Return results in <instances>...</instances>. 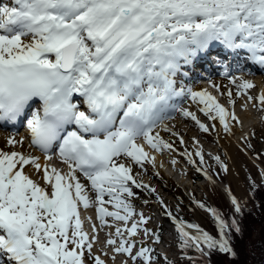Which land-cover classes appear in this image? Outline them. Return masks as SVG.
<instances>
[{"label": "snow or ice", "instance_id": "6c2138e0", "mask_svg": "<svg viewBox=\"0 0 264 264\" xmlns=\"http://www.w3.org/2000/svg\"><path fill=\"white\" fill-rule=\"evenodd\" d=\"M217 44L228 51L245 50L264 67V0L0 4V124L23 122L29 149L44 156L41 163L34 151L23 150V136L5 138L13 150L0 149V252L14 264H87L89 259L106 264L93 252L101 229L87 217L92 221L90 236L81 218V209L94 207L101 226L113 227L106 217L123 222L108 233L106 244L114 253L127 254L133 264H155L154 250L133 237L141 227L155 242L160 236L145 226L150 218L136 213L132 201L139 195L134 189H156L137 179L133 166L146 171L145 163L155 167L153 153L173 149L157 129L163 126L171 132L164 121L176 111L210 131L194 113L178 108L177 98H199L204 105L200 110L210 120L218 119L225 130L229 120L240 123L206 91L178 86L183 66L210 54ZM225 74L233 84L242 80L238 87H254L227 69ZM226 94L234 104L231 90ZM255 99L264 105V94ZM18 146L21 150H15ZM53 154L66 170L50 163ZM183 154L197 163L192 153ZM194 155L203 165V151ZM213 159L224 173L229 171L219 155ZM200 165L197 171L212 181ZM228 192L235 213L242 214L240 200L230 188ZM157 199L175 223L185 255L191 249L201 257L213 252L236 256L230 233L242 229L235 216L225 219L217 209L195 201L214 217L217 237L179 219L162 198ZM137 243L141 246L133 253Z\"/></svg>", "mask_w": 264, "mask_h": 264}, {"label": "rangeland", "instance_id": "374dc122", "mask_svg": "<svg viewBox=\"0 0 264 264\" xmlns=\"http://www.w3.org/2000/svg\"><path fill=\"white\" fill-rule=\"evenodd\" d=\"M0 4H9V6H11L12 3H9V0H0ZM229 74L233 76L236 74V72H229ZM223 75L225 78L229 79L228 75ZM260 76L261 75L245 76V79L243 80L253 82L254 87L247 89V91L244 89V91L242 90V92H240V97L238 95L241 102L245 100L244 102L246 103L248 110L253 112V117L256 119L254 122L255 124L250 128L248 133L242 132L243 134L241 133L240 135L231 134V136L234 138L235 148L239 155V160L237 159L238 162L236 165L232 163L233 165L231 166L229 157L227 156L223 147L219 145L216 135L214 134V128L212 127V120H210L204 112L194 105L188 96H184L183 99L177 102L178 108L188 109L190 112L194 113L197 119L205 124L210 129V131H202L199 125L196 124V122L193 121L191 117H183L180 111L172 113L171 115L173 118L171 120L164 121V123L167 124L171 129V132H167L176 138L177 144L183 148L184 152L188 153V151L185 150V144H190L194 149V153L198 149L203 151L205 161L204 164L200 165L199 157L196 156H194V159L197 163H191L187 155H180V151L173 147L171 150L164 149L162 152L153 153L156 156L155 167H153V165L150 163H145L147 164L146 167L149 169V173L147 171L141 170L138 166H133V173L138 174L137 179L143 180L145 184H148L152 188L156 189L155 193H150L149 191L142 189H134V191L138 192L139 195L138 198L132 201L136 213H143L145 217L150 218L145 225L147 228L151 229L152 232H155L157 226L159 224L161 225L158 234L162 242L157 247L155 246L152 248L154 250L153 255L155 258V264H184L179 260L177 237H175L173 233V229L176 230V225L164 214V206L161 205L160 200L157 199V196L163 199L164 205H167V207L171 209L174 215H176L179 219L189 215V217L199 224L201 228L204 227L205 229H209L211 225L215 224V219L212 214L206 210V208L199 207L195 201L202 202L207 207L211 208H214L213 206L216 202V199H221L222 201L225 200L228 204L232 205L228 192V189L230 188L231 194L235 195L237 199L240 200L241 204L252 207L249 194L250 189L256 185H263L264 179L261 177V170L250 160L239 141L245 143L250 153L264 166V108L259 107L256 104L257 99L255 98L258 95L254 97L251 95L254 98V107L250 106L249 99H247L249 92L253 94L255 93V89L258 87L257 80L260 79ZM179 79L182 82H179L180 84L178 85H182L184 80L181 77H179ZM186 82L187 81L185 80V83ZM242 83V80L236 81L237 86L241 85ZM203 84L205 90H207L210 95L215 97V99L222 106L228 108L229 102L225 98V94L222 95L216 91V88H213L214 86H212L211 83L207 84V82H204ZM189 88L185 89L187 90ZM222 93H224V91ZM243 106L245 105L243 103L239 104L238 101H236V103L233 105L237 113L241 111ZM22 132L23 130L17 129L14 130L13 133L15 135H20ZM172 133H178L179 135H173ZM222 133L223 135H228L229 129L225 130V127H223ZM194 137L195 139H193ZM181 138H183V144L180 142ZM156 154L159 155L158 157L160 160H157ZM216 155H219L221 160L228 165L229 171L227 173H224L220 169L217 162L213 159V157ZM173 161H175L174 164ZM50 163L55 164L57 168L66 170L64 168L65 166L61 164L59 158L55 154H53V159L50 161ZM197 165H200V167L204 169L205 166L208 167L213 175L212 181H210L203 174V172L197 171ZM150 170L153 172H150ZM157 172L159 175H156ZM164 176L167 177L170 182L176 185L177 191L179 190L178 192L170 191L163 187L162 180L165 179ZM189 179H193V182L191 183V180ZM84 182L87 183V181ZM41 183L43 182L41 181ZM105 199H107V197ZM145 201H147V203H145ZM106 206L111 210V205ZM81 212V214H83V212H87L85 219H82L86 221V224L84 222L86 227L83 226L85 227L84 230L87 231L90 236L93 234L92 221L96 220L95 223L97 228L101 229L98 233V242L94 244L93 252L101 255V258H104L102 259L106 261V264H114L113 261L121 263H123V261L128 262L127 257H124L125 254L114 253L112 251V247L106 244L108 233L110 231L114 233V225L122 226L123 222L115 221L111 217H106V220L113 224L112 228H107L101 226L99 220L96 219L94 207L89 208L87 211L81 209ZM89 216H94L95 220L92 219V221L89 222L87 219ZM152 237L153 236L151 233L147 237L144 236L143 227H141L140 234L136 237H133V239L137 240L138 242L143 241L145 245L152 247ZM114 238L117 239V242H119L118 237ZM166 238H171L173 245L167 243ZM140 246V243H137L136 248L133 249V253H135V251L138 250ZM161 252H165V255H162ZM103 253H107V255L105 256ZM2 254L0 255V258L3 260L5 258L4 256L2 257ZM112 254H115V256L113 255V257H115L114 259L111 256ZM4 263L10 264L11 261H5L0 264ZM87 264H92V261L89 259ZM129 264H133V262ZM136 264H142V261L137 260Z\"/></svg>", "mask_w": 264, "mask_h": 264}, {"label": "bare ground", "instance_id": "6f19581e", "mask_svg": "<svg viewBox=\"0 0 264 264\" xmlns=\"http://www.w3.org/2000/svg\"><path fill=\"white\" fill-rule=\"evenodd\" d=\"M13 0H9V3H12ZM218 44L215 46L217 47ZM237 53H238V50L235 51L234 55H233V62H239L240 61V55L237 56ZM209 63H211V65L214 67H219L223 64V61H220L218 59H212L209 61ZM219 65V66H218ZM246 70L249 71V75H261L260 76V79L257 80V86L256 89H255V93H248L249 95H252L253 97L256 96V95H260V94H264V67L260 66L259 64L257 66H253L251 64H246L245 67H244ZM263 75V76H262ZM239 80V79H238ZM210 83H212L213 85L217 86L220 90H222V92L224 91L225 93V98L227 99V101L229 102V105H228V109L230 112H234L235 116L239 118L240 120V123H236L235 121H231L229 120L228 121V125H229V133L228 135H223L222 133V128L224 127L223 125H221L219 123V120H212L211 122H213V124H215V128H214V134L216 135V138H217V141L219 142V145L221 147H223V149L225 150L227 156L229 157L230 161H231V166L234 164L236 165L237 164V159L239 160V155H238V152L235 148V143H234V138L233 136H231V134H236V135H240L242 132H249L250 131V128L253 127V125L255 124V119L253 116V112L249 111L248 110V107L246 105V103L244 101L241 102V100H239V97L237 95V91H240L242 92V90L244 91L243 88L241 87H238L236 84H233L231 83L230 79H227L223 76H216L215 74H212V76L210 77ZM254 81V80H253ZM190 87L193 91H201V90H204L206 91L207 93H209L207 90H205V87L201 86L200 84H196L195 83V77H192V81L190 82ZM228 90H231L232 92V96H231V100H234V104L236 103V101L239 102V104L243 103L245 106H243L241 108V111L239 113L236 112V110L234 109L233 107V103H230V97L226 94L228 92ZM247 91V89H246ZM210 94V93H209ZM247 94V93H246ZM248 95V96H249ZM243 96V95H242ZM247 96V95H246ZM257 96V97H258ZM190 98V97H189ZM246 99V98H244ZM248 99V98H247ZM190 100L193 102L194 105H196L199 109L203 108L204 105L201 104L199 102V98H197L196 100H192L190 98ZM247 101V100H246ZM249 104L250 106L254 107L255 106V102L252 100H249ZM256 104L259 106V107H262L264 108V105H262L259 100L257 99V102ZM261 109V108H260ZM214 114V113H213ZM238 116H237V115ZM208 116V115H207ZM184 117V116H183ZM185 118H188V117H185ZM163 129V126L161 129H159L158 131H160V136L165 140V141H168L170 143L173 144V147L177 148L180 152L179 154L180 155H183L184 150L183 148H181L178 144H177V140L174 136H172L169 132L167 131H164L162 130ZM14 135L16 136V138L18 139L19 137H25V140H24V145H23V150H31V151H34L33 149H29L28 145H29V140L27 139V134L25 132V130H23V132L20 134V135H15L13 133V131L9 128H7L5 125H0V149H3L5 151H11L13 150V147L11 145H8L6 143V136L7 135ZM243 134V133H242ZM240 142V145L243 147V149L245 150V153H247L248 157L250 158V160L255 163L259 169L261 170V177L264 179V166L262 165V163H260L249 151V149L247 148V146L245 145V143ZM15 150H21L19 148V146L15 149ZM185 150L188 151V153H192L193 156L192 158L194 159V149L193 147L190 145V144H185ZM36 155H39L41 157V163H44V156L37 153L36 151H34ZM157 155V154H156ZM159 155H157V160L159 159L158 157ZM160 160V159H159ZM233 163V164H232ZM147 164H145V168L147 169L146 171L149 173V169L146 167ZM65 168V167H64ZM157 168V166H156ZM66 169V168H65ZM205 169L207 170V172L209 173V175H212L211 171L208 169V167L205 166ZM142 170V169H141ZM26 171L29 172V173H32V169L31 168H26ZM150 172H153L152 170H150ZM33 178L35 179V176L33 175ZM165 179H163V187L170 190V191H177V187L174 183L170 182L169 179L167 177L164 176ZM179 191V190H178ZM177 191V192H178ZM87 211V210H86ZM82 213V212H81ZM87 212H83V214H81V218L85 219V216H86ZM92 219H94V216H92ZM96 221V220H95ZM85 224H86V221H84ZM90 222V221H89ZM83 225L86 227V225ZM115 226V225H114ZM84 227V228H85ZM115 227H113L114 229ZM87 229V228H86ZM113 231V230H112ZM115 231V230H114ZM114 238V237H113ZM97 245V244H96ZM110 246V245H109ZM112 247V246H111ZM109 250V249H108ZM111 250V249H110ZM108 252V251H107ZM1 253V252H0ZM111 253V252H110ZM5 255V259H1L0 258V263L2 262H5L7 261L9 258L8 254L4 253ZM113 255L115 256V254H112L111 256L113 257ZM106 256V255H105ZM118 257V256H117ZM164 257V256H163ZM103 258V257H102ZM7 259V260H6ZM104 259V258H103ZM106 259V258H105ZM10 261H12L10 259ZM106 262V261H105ZM111 262V261H110ZM114 264H124V261L123 263L121 262H115L113 261ZM8 263V262H7ZM6 263V264H7ZM5 264V263H4ZM10 264H14V262L12 261V263Z\"/></svg>", "mask_w": 264, "mask_h": 264}, {"label": "trees", "instance_id": "16d2710c", "mask_svg": "<svg viewBox=\"0 0 264 264\" xmlns=\"http://www.w3.org/2000/svg\"><path fill=\"white\" fill-rule=\"evenodd\" d=\"M249 194L252 207L242 204V214L235 213L233 205L225 200L216 199L213 206L225 219L230 220L232 216H235L240 224L242 231L239 234L235 231L230 233L231 244L236 252L234 258L219 252H213L210 257H201L191 249L187 250L185 255L184 250L179 247L177 233L179 260L184 264H264V184L252 187ZM181 219L197 224L189 215ZM201 229L218 237L216 223L209 229L204 227Z\"/></svg>", "mask_w": 264, "mask_h": 264}]
</instances>
